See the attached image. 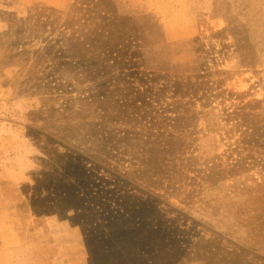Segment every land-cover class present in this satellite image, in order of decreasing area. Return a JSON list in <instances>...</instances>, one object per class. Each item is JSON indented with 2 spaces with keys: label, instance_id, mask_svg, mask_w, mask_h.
Returning <instances> with one entry per match:
<instances>
[{
  "label": "rangeland",
  "instance_id": "1",
  "mask_svg": "<svg viewBox=\"0 0 264 264\" xmlns=\"http://www.w3.org/2000/svg\"><path fill=\"white\" fill-rule=\"evenodd\" d=\"M0 264H264V0H0Z\"/></svg>",
  "mask_w": 264,
  "mask_h": 264
},
{
  "label": "crops",
  "instance_id": "2",
  "mask_svg": "<svg viewBox=\"0 0 264 264\" xmlns=\"http://www.w3.org/2000/svg\"><path fill=\"white\" fill-rule=\"evenodd\" d=\"M154 15H157L156 13ZM156 17V21L152 22L150 26L143 27L142 25L139 26L140 30V41L142 45L146 46V44L155 46V45H160L164 43L165 41V36L162 32V25L159 22V16H154ZM158 19V21H157ZM150 35V36H149Z\"/></svg>",
  "mask_w": 264,
  "mask_h": 264
}]
</instances>
